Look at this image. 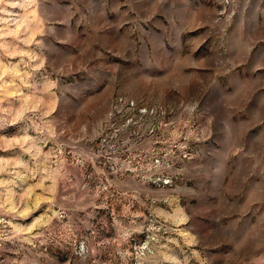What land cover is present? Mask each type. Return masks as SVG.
I'll return each mask as SVG.
<instances>
[{"label":"rangeland","instance_id":"rangeland-1","mask_svg":"<svg viewBox=\"0 0 264 264\" xmlns=\"http://www.w3.org/2000/svg\"><path fill=\"white\" fill-rule=\"evenodd\" d=\"M0 264H264V0H0Z\"/></svg>","mask_w":264,"mask_h":264}]
</instances>
